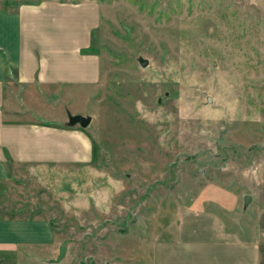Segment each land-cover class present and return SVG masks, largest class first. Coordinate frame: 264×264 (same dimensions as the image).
I'll use <instances>...</instances> for the list:
<instances>
[{
	"label": "rangeland",
	"instance_id": "374dc122",
	"mask_svg": "<svg viewBox=\"0 0 264 264\" xmlns=\"http://www.w3.org/2000/svg\"><path fill=\"white\" fill-rule=\"evenodd\" d=\"M94 1L97 85L37 109L89 116L95 157L50 184L26 167L0 182V205L45 217L66 248L57 263L21 251L14 264H153L180 206L252 237L264 209V0Z\"/></svg>",
	"mask_w": 264,
	"mask_h": 264
},
{
	"label": "crops",
	"instance_id": "0c3cea01",
	"mask_svg": "<svg viewBox=\"0 0 264 264\" xmlns=\"http://www.w3.org/2000/svg\"><path fill=\"white\" fill-rule=\"evenodd\" d=\"M99 13L94 0L0 6V182L25 167L43 184L60 168L84 174L91 159L88 135L63 117L39 112L37 98L97 85L100 59L89 46ZM22 209L0 205V264H14L21 251L44 252L43 259L57 254L50 221L19 216ZM258 215L246 239L226 230L211 211L180 206L174 238L156 245L153 264H264V209Z\"/></svg>",
	"mask_w": 264,
	"mask_h": 264
},
{
	"label": "water",
	"instance_id": "95a60500",
	"mask_svg": "<svg viewBox=\"0 0 264 264\" xmlns=\"http://www.w3.org/2000/svg\"><path fill=\"white\" fill-rule=\"evenodd\" d=\"M135 60L140 67H144L148 63V59L143 58L142 56H137L135 58ZM165 95H166V92H165ZM157 101H159V99ZM89 122H90L89 116H82L79 114H73V115L67 116V124L68 125L77 124L79 127L84 128L88 125ZM249 199H250L249 195L245 194L243 196V202H242L243 207L246 206V204L249 202ZM65 249L66 248L64 245H62V244L58 245L56 256L54 258L44 259V261L47 263L59 262L60 259L64 256Z\"/></svg>",
	"mask_w": 264,
	"mask_h": 264
},
{
	"label": "trees",
	"instance_id": "16d2710c",
	"mask_svg": "<svg viewBox=\"0 0 264 264\" xmlns=\"http://www.w3.org/2000/svg\"><path fill=\"white\" fill-rule=\"evenodd\" d=\"M79 129L85 132L84 128H79ZM88 137H89V135H88ZM89 139H90V137H89ZM90 142H91V159L93 160L95 157V145L91 139H90Z\"/></svg>",
	"mask_w": 264,
	"mask_h": 264
}]
</instances>
